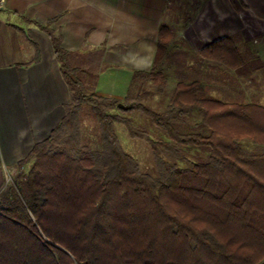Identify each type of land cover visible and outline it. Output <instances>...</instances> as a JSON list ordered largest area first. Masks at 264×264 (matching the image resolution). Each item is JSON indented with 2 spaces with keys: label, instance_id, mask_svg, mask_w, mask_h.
Wrapping results in <instances>:
<instances>
[{
  "label": "trees",
  "instance_id": "1",
  "mask_svg": "<svg viewBox=\"0 0 264 264\" xmlns=\"http://www.w3.org/2000/svg\"><path fill=\"white\" fill-rule=\"evenodd\" d=\"M173 35L160 26L152 67L134 72L125 99L139 79L164 84ZM52 41L70 100L18 160L28 169L0 191V264H264V106L209 97L199 78H181L163 111L142 104L139 90L126 111L87 92ZM198 55L248 73L253 53L225 35ZM83 115L94 145L81 134ZM116 124L148 142L152 173L122 148Z\"/></svg>",
  "mask_w": 264,
  "mask_h": 264
},
{
  "label": "crops",
  "instance_id": "2",
  "mask_svg": "<svg viewBox=\"0 0 264 264\" xmlns=\"http://www.w3.org/2000/svg\"><path fill=\"white\" fill-rule=\"evenodd\" d=\"M216 1L5 0L0 7V189L6 166L26 158L63 118L69 103L52 37L70 64L94 71L96 94L122 102L134 72L151 69L160 26L174 33L171 46L180 32L190 54L197 55L198 43L202 47L209 41V33L202 29L200 41L193 39L188 25ZM242 1L256 17L264 15V0ZM249 63V101L264 106V46ZM197 70L204 72L202 66Z\"/></svg>",
  "mask_w": 264,
  "mask_h": 264
},
{
  "label": "rangeland",
  "instance_id": "3",
  "mask_svg": "<svg viewBox=\"0 0 264 264\" xmlns=\"http://www.w3.org/2000/svg\"><path fill=\"white\" fill-rule=\"evenodd\" d=\"M262 3L264 5V1ZM250 5L254 7L257 4L253 2ZM250 10V7L245 6L242 0H217L213 3L208 2L204 8L202 17H200L202 13L200 11L193 16V19L188 25L191 27L189 33L194 37L193 39H198L199 41L201 39L199 32L202 29L209 33L207 38L205 37L209 41L202 44V47L225 35L235 36V39L240 36L241 40L248 44L252 53H254L253 55H255L256 51L258 52L264 46V20L260 19L264 15H258L256 17L251 13L252 10ZM200 18L203 19L201 20ZM259 29L262 32L260 35H255ZM182 36L184 35H180V32H175L174 48L173 50L171 49L169 59L164 60L160 66L163 72L164 84L162 85L159 82L155 84L151 81L142 83V79H139L133 86L131 94L121 103L125 105L130 104V101L133 100L139 90L141 91L139 99L142 104L153 110L163 111L168 102L171 89L181 78L185 81L199 78L203 84L205 83V95L209 97L226 101H249V73L228 69L214 61L204 60V63H199V60H201L199 55L190 54V47L186 45L187 43ZM200 46L201 43H198L197 47L199 49L202 48ZM245 55L247 56L246 52ZM200 64L204 69L203 74L200 70H197L201 67ZM71 65L77 68L81 66L79 63ZM194 70H197V73ZM86 71H78L74 75L83 81L85 90L91 92L95 82L94 71L90 69V66H88V70ZM141 84L142 86H140ZM126 115L137 122H145L144 116L137 110H131ZM82 118L81 134L91 145H94L97 134L94 129V121L88 115H83ZM114 128L125 152L137 160L139 168L142 171L152 173L154 160L148 142L143 138H130L125 128L121 125L116 124ZM187 157L192 158L193 156H191V153H188ZM17 162L14 166L7 165V171L3 170L2 188L11 182L17 173L25 172L30 165L29 161L19 168ZM3 163L4 161L2 160Z\"/></svg>",
  "mask_w": 264,
  "mask_h": 264
},
{
  "label": "water",
  "instance_id": "4",
  "mask_svg": "<svg viewBox=\"0 0 264 264\" xmlns=\"http://www.w3.org/2000/svg\"><path fill=\"white\" fill-rule=\"evenodd\" d=\"M117 105H118L119 108H122V109H124V110L129 109V108L131 107L130 104L125 105V104H123V103H121V102H119Z\"/></svg>",
  "mask_w": 264,
  "mask_h": 264
},
{
  "label": "built area",
  "instance_id": "5",
  "mask_svg": "<svg viewBox=\"0 0 264 264\" xmlns=\"http://www.w3.org/2000/svg\"><path fill=\"white\" fill-rule=\"evenodd\" d=\"M5 3V0H0V7L3 6Z\"/></svg>",
  "mask_w": 264,
  "mask_h": 264
}]
</instances>
